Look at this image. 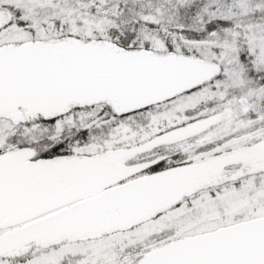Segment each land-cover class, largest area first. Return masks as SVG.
I'll use <instances>...</instances> for the list:
<instances>
[{
    "label": "snow or ice",
    "instance_id": "1",
    "mask_svg": "<svg viewBox=\"0 0 264 264\" xmlns=\"http://www.w3.org/2000/svg\"><path fill=\"white\" fill-rule=\"evenodd\" d=\"M0 264H264V0H0Z\"/></svg>",
    "mask_w": 264,
    "mask_h": 264
}]
</instances>
